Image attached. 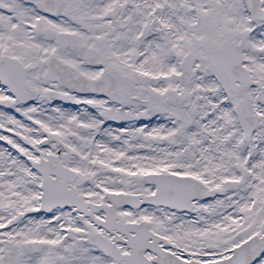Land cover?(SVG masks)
Here are the masks:
<instances>
[{"label": "snow or ice", "instance_id": "snow-or-ice-1", "mask_svg": "<svg viewBox=\"0 0 264 264\" xmlns=\"http://www.w3.org/2000/svg\"><path fill=\"white\" fill-rule=\"evenodd\" d=\"M0 264H264V0H0Z\"/></svg>", "mask_w": 264, "mask_h": 264}]
</instances>
